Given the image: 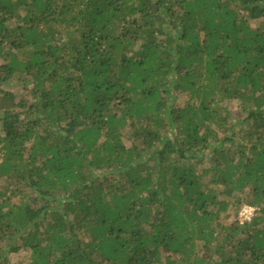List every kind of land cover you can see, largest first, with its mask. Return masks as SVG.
I'll return each mask as SVG.
<instances>
[{
    "label": "trees",
    "instance_id": "16d2710c",
    "mask_svg": "<svg viewBox=\"0 0 264 264\" xmlns=\"http://www.w3.org/2000/svg\"><path fill=\"white\" fill-rule=\"evenodd\" d=\"M23 250L264 264V0H0V263Z\"/></svg>",
    "mask_w": 264,
    "mask_h": 264
},
{
    "label": "rangeland",
    "instance_id": "374dc122",
    "mask_svg": "<svg viewBox=\"0 0 264 264\" xmlns=\"http://www.w3.org/2000/svg\"><path fill=\"white\" fill-rule=\"evenodd\" d=\"M4 90L13 92L18 98L17 100H20V97L24 96L23 100L27 102H31L30 96L26 94V91H22L20 86L17 84V82H14L12 86L10 87H4ZM21 94V95H20ZM173 103L175 106H183L186 101V97L184 95H176L173 98ZM222 106L229 112L233 114L240 113V109L238 107V103L235 101L232 102H226L222 104ZM126 145H130V141H125ZM246 206V205H243ZM240 208H233L229 210V216L227 217L225 222H222L225 225L232 224L236 221H238V212ZM219 225L221 221H218ZM30 261V251L29 250H23L20 251L18 254L10 255L8 258V264H28ZM0 264H4V262H1Z\"/></svg>",
    "mask_w": 264,
    "mask_h": 264
},
{
    "label": "built area",
    "instance_id": "2783aa9c",
    "mask_svg": "<svg viewBox=\"0 0 264 264\" xmlns=\"http://www.w3.org/2000/svg\"><path fill=\"white\" fill-rule=\"evenodd\" d=\"M256 215V209L250 206H243L238 212V223L244 225L250 223Z\"/></svg>",
    "mask_w": 264,
    "mask_h": 264
}]
</instances>
